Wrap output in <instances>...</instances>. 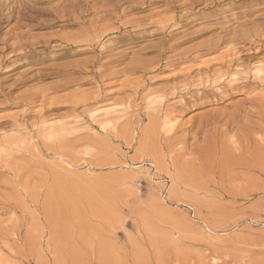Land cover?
<instances>
[{"label": "rangeland", "instance_id": "obj_1", "mask_svg": "<svg viewBox=\"0 0 264 264\" xmlns=\"http://www.w3.org/2000/svg\"><path fill=\"white\" fill-rule=\"evenodd\" d=\"M112 2L0 0V264H264V0Z\"/></svg>", "mask_w": 264, "mask_h": 264}, {"label": "bare ground", "instance_id": "obj_2", "mask_svg": "<svg viewBox=\"0 0 264 264\" xmlns=\"http://www.w3.org/2000/svg\"><path fill=\"white\" fill-rule=\"evenodd\" d=\"M121 1H122V0H121ZM115 2H116V3H115ZM115 2H114V0H113V2H112V4H113V3L115 4V6L112 5L113 9H115V10H112V9L110 10V9H109V10L111 11V14H112V15H113V12H115V14H116V12L118 11V9H120V7L122 6V5L119 6V5L117 4V0H116ZM119 3H121V2H119ZM110 8H111V7H110ZM121 8H122V7H121ZM109 10H107V11H109ZM129 10L132 11V10H134V9L129 8ZM110 11H109V12H110ZM109 12H108V13H109ZM106 13H107V12H106ZM106 13H105V14H106ZM108 13H107V14H108ZM123 13H124V12H123ZM123 13H122V14H123ZM117 14H118V13H117ZM115 17H116V16H115ZM79 19H80V16H78V17H76V16H75V17H71V18L68 19V23H72L73 21L75 22V21H77V20H79ZM79 21H80V20H79ZM21 36H22V35H21Z\"/></svg>", "mask_w": 264, "mask_h": 264}]
</instances>
